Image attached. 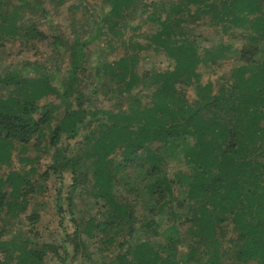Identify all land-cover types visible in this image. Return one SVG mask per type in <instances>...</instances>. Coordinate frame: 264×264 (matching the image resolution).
I'll return each instance as SVG.
<instances>
[{
	"label": "trees",
	"instance_id": "16d2710c",
	"mask_svg": "<svg viewBox=\"0 0 264 264\" xmlns=\"http://www.w3.org/2000/svg\"><path fill=\"white\" fill-rule=\"evenodd\" d=\"M104 1L100 18L109 17L111 35L122 36L116 28L129 20L136 29L135 16L144 15L153 27L146 46L166 66L139 71L137 57L121 58L116 71L104 65L107 78L101 86L89 81L93 86L86 95L83 48L97 34L78 33L81 7L68 11L74 32L68 42L36 28L46 15L43 0H0V46L29 47L35 38L51 39L52 52L65 47L70 60L60 88L32 62L0 69V218L10 213L7 225H0V264H67L68 255L59 250L69 251L68 237L40 244L38 232L29 229L19 241L4 239L28 196L48 177L63 183L66 174L64 197L58 190L54 205L38 203L40 209L26 217L34 224L50 204L59 225L68 216L74 227L71 258L79 249L89 257V245L99 241L100 251L114 252L110 264H230L231 255L264 264V0ZM200 19L211 20L228 42L200 48L202 36L194 33ZM213 49L236 53L235 66L217 86L202 82L198 70L215 62ZM188 86L192 101L184 94ZM99 89L116 92L115 101L129 93L130 102L125 109L103 111L95 99ZM144 89L151 90L146 102L140 97ZM51 94L59 103L45 100ZM14 141L31 143L37 151L21 159L25 164L41 155L50 158L34 182L29 173L38 164L4 171ZM116 185L142 199V213L114 193ZM88 194L94 200L81 202ZM80 211L88 214L81 217L83 226L75 215ZM180 213L181 223H188L183 231L174 223ZM151 236L161 240L152 243Z\"/></svg>",
	"mask_w": 264,
	"mask_h": 264
},
{
	"label": "rangeland",
	"instance_id": "374dc122",
	"mask_svg": "<svg viewBox=\"0 0 264 264\" xmlns=\"http://www.w3.org/2000/svg\"><path fill=\"white\" fill-rule=\"evenodd\" d=\"M14 1V0H12ZM60 1V2H59ZM80 1V2H79ZM143 2H151L156 0H141ZM106 2L104 0H43L42 4L45 8L46 15L43 18H39L36 22V28L39 31L44 32L48 36L50 35H62L66 40L71 41L74 36L73 27L70 24V16L69 10H76L77 7H81V12L78 11L76 15V20L81 21L82 27H78V33L83 38L87 35V32H94L97 34L94 38L91 39L90 44L84 46L83 50H85V54H83L84 58V67L87 71H85L88 75L86 82H84L83 91L84 93L91 94V87L93 85H88V82L92 79L98 82V85L101 86V83L105 81L107 78V73L104 72V65H109L115 71L117 70L118 61L121 58L125 57H137L138 66L137 69L139 71L144 70H162L166 66V62L162 57H156L155 51L151 48V46H146V35L153 30L152 25L148 21H144V15L135 16V23L138 25L136 29H133L131 24L132 21L126 25L120 24L116 29L122 32V36H114L110 34L108 30V18L103 19L100 18V12L102 7ZM106 6V5H105ZM106 8V7H105ZM96 19L95 22L93 19ZM25 24H29L30 21L25 18L23 19ZM194 33L200 34L202 37L200 40V48H207L210 45H217L218 42L224 41V43L228 42L227 36L221 37L214 27L211 25V20L200 19L194 23ZM237 31V29H235ZM234 31V32H235ZM51 43V39H38L35 38L32 44L29 47H25L19 42H6L0 46V69L2 67H11L7 68L8 71H11L15 68L16 65L23 63L24 61L35 63L40 72H46L49 77V80L52 81L53 84H57L58 88L60 79L65 75L66 68L68 65L69 50L65 49V47L59 48L58 52H52L53 48ZM238 45V41H237ZM212 46V47H213ZM218 56L215 62L211 64H200L198 67L199 72L201 73V81H211L212 84L218 85L220 83L221 75H227L231 72L236 62V53L235 52H216ZM14 66V67H13ZM21 67V66H20ZM98 68V72L94 73V68ZM1 71V70H0ZM97 71V70H96ZM84 72V73H85ZM141 85L136 86L135 89H140ZM133 89V90H135ZM103 89H99L97 94L95 95V99L98 101L99 107L103 111L112 110L115 111L118 108L125 109L130 100L129 93L122 92V95L119 96V100L115 101L116 92L105 94ZM181 90V89H178ZM184 94L188 101H192L194 97V90L192 87H184ZM151 90L147 91L146 89L141 92V100L146 102L150 99ZM110 96V98L108 97ZM55 94H51L45 98V100L52 101L54 103H59V100L56 99ZM41 103L43 102L40 101ZM119 102V103H117ZM60 107V104L58 106ZM58 108V109H59ZM37 155V151L32 147L31 143L29 144H19L17 142H13L12 144V162L10 167H4V171L8 172L10 168H20V169H29L31 166H36L38 164L39 169H36L35 172L29 173L30 179L34 182L38 179L40 173L46 168V166L50 163V158L46 155L36 157L33 163L22 162V158L24 157H35ZM258 160L263 161L261 155H256ZM174 165L169 163L168 170L170 171ZM170 177L172 174L170 173ZM63 183L56 181V179L51 176L41 183V189L36 190L34 194L28 196V204L25 211L18 210L16 217L14 218L13 224L10 227V232L4 235V239L19 241L22 238H25L27 231L33 230L37 231L39 237H37L39 243L42 242H53L59 243L61 239L66 238L68 249L64 250L61 248L59 250V254L64 256L67 254V264H89L94 262L95 264H110L112 262V258L114 257V252L109 250L100 251V247L102 245L99 241H92L88 247V251L90 252V256L86 257L82 255L81 250H78V253L71 258L72 254V244H71V235L73 231V224L70 223L68 216L65 217L63 224L59 225L57 220L58 217L50 206L54 205L55 193L59 190L62 193V198L65 194V189L67 184L69 183V175L63 176ZM37 185V184H36ZM60 187V189H59ZM90 189V186H88ZM91 190V189H90ZM116 195L124 196L128 198L133 204L135 203L136 213H142V199L134 200V196L123 189L122 185H116L113 189ZM94 197L91 194L87 196L81 197V202H89L93 201ZM145 200V199H144ZM46 201L51 202L49 208H42L40 211L41 217L34 222L26 217L29 215L35 208L37 210L40 207H37L38 203H45ZM181 214V213H180ZM76 218L80 220L81 226H83L84 221L88 214L84 212L75 213ZM81 217L82 222H81ZM10 213L2 214L0 218V225L5 224L6 220H10ZM184 214H181V217L174 220V223H178V228L180 231L186 228L188 225L185 223H181L183 221ZM172 221V220H170ZM167 221L162 225L164 227ZM225 232L230 234L231 230L229 229L230 225L227 221H225ZM7 225V223H6ZM160 226V229H162ZM67 233V236H65ZM226 234V235H227ZM152 243L159 242L161 239L158 236H151L149 238ZM17 253V252H15ZM2 257V253H0V258ZM230 264H254L251 261H238L234 256L231 255ZM47 264H52L51 260L46 261Z\"/></svg>",
	"mask_w": 264,
	"mask_h": 264
}]
</instances>
